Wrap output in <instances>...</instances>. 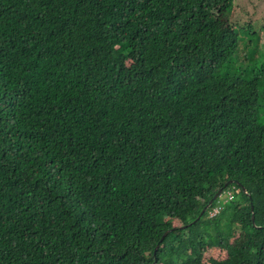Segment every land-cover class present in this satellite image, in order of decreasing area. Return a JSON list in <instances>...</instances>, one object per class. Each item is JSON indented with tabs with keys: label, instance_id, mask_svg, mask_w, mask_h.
Listing matches in <instances>:
<instances>
[{
	"label": "trees",
	"instance_id": "obj_1",
	"mask_svg": "<svg viewBox=\"0 0 264 264\" xmlns=\"http://www.w3.org/2000/svg\"><path fill=\"white\" fill-rule=\"evenodd\" d=\"M208 10L0 0V264H264V49Z\"/></svg>",
	"mask_w": 264,
	"mask_h": 264
},
{
	"label": "rangeland",
	"instance_id": "obj_2",
	"mask_svg": "<svg viewBox=\"0 0 264 264\" xmlns=\"http://www.w3.org/2000/svg\"><path fill=\"white\" fill-rule=\"evenodd\" d=\"M208 1L209 21L220 26V45L237 49L241 57L248 58L257 55L259 47L264 49V0H232L231 9H227L223 0ZM260 88L264 93V86L261 85ZM261 119L264 122V108L261 111ZM227 191L229 189L217 198L225 197ZM160 219L166 220L167 217ZM172 224L176 225V221L173 220ZM213 255L222 257L224 252L213 251Z\"/></svg>",
	"mask_w": 264,
	"mask_h": 264
},
{
	"label": "water",
	"instance_id": "obj_3",
	"mask_svg": "<svg viewBox=\"0 0 264 264\" xmlns=\"http://www.w3.org/2000/svg\"><path fill=\"white\" fill-rule=\"evenodd\" d=\"M229 182H232V179L228 180L225 185H227ZM222 192V187H220L213 195L212 197L209 199V201L206 203V205L201 209L200 213L201 214L206 207H208L212 201ZM199 216V215H198ZM197 216V217H198ZM252 219H253V215H252ZM168 232V229L164 231L163 235L161 236V238Z\"/></svg>",
	"mask_w": 264,
	"mask_h": 264
},
{
	"label": "built area",
	"instance_id": "obj_4",
	"mask_svg": "<svg viewBox=\"0 0 264 264\" xmlns=\"http://www.w3.org/2000/svg\"><path fill=\"white\" fill-rule=\"evenodd\" d=\"M231 195H232L231 194V190L229 189V191L226 192L225 197H222V198H224L223 201H225L226 199L230 198ZM218 209H219V206L213 207L212 210H210L209 214L210 215L215 214L218 211Z\"/></svg>",
	"mask_w": 264,
	"mask_h": 264
}]
</instances>
